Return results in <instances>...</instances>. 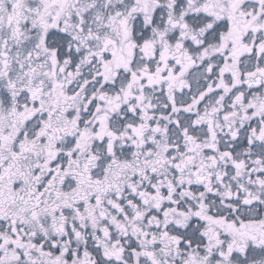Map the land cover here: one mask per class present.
Masks as SVG:
<instances>
[{"label": "snow or ice", "instance_id": "snow-or-ice-1", "mask_svg": "<svg viewBox=\"0 0 264 264\" xmlns=\"http://www.w3.org/2000/svg\"><path fill=\"white\" fill-rule=\"evenodd\" d=\"M0 264H264V0H0Z\"/></svg>", "mask_w": 264, "mask_h": 264}]
</instances>
